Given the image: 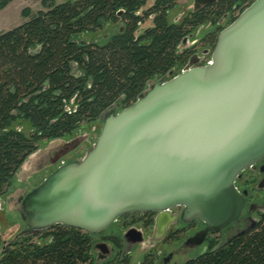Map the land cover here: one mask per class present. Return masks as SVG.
<instances>
[{"label":"water","instance_id":"water-1","mask_svg":"<svg viewBox=\"0 0 264 264\" xmlns=\"http://www.w3.org/2000/svg\"><path fill=\"white\" fill-rule=\"evenodd\" d=\"M213 1L194 0L193 11ZM116 109L101 115L100 134L82 159L64 161L85 137L49 149L48 166L61 165L21 199L26 229L15 239L56 226L101 236L123 216L153 212L162 233L166 214L183 207L184 220L208 226L201 245L238 221L248 191L237 181L264 160V0L220 32L208 64L191 60ZM129 238L143 242L135 230Z\"/></svg>","mask_w":264,"mask_h":264},{"label":"trees","instance_id":"trees-1","mask_svg":"<svg viewBox=\"0 0 264 264\" xmlns=\"http://www.w3.org/2000/svg\"><path fill=\"white\" fill-rule=\"evenodd\" d=\"M11 1L0 0V11ZM254 1L217 0L179 21L171 18L178 0H43L35 14L26 8L25 23L0 33V199L43 142L135 103L150 81L185 66L190 52L181 46L195 30ZM109 26L112 33L90 38ZM221 28L203 39L206 47L215 48ZM11 241L0 264H94V236L78 229L56 226ZM186 264H264V215Z\"/></svg>","mask_w":264,"mask_h":264},{"label":"flooded vegetation","instance_id":"flooded-vegetation-1","mask_svg":"<svg viewBox=\"0 0 264 264\" xmlns=\"http://www.w3.org/2000/svg\"><path fill=\"white\" fill-rule=\"evenodd\" d=\"M216 1L217 0L213 1L211 4L203 7L197 12H201L207 9ZM244 5L245 4L239 3L235 7H233L232 10L224 13L222 20L219 23L220 25H218V28L222 27L223 20H229L231 17L236 16L237 12L239 13ZM191 12L196 13L193 10ZM204 38L205 37H203L198 43H195L191 47L182 48L190 52V58L185 66L181 69V72L187 67L191 60L197 63V66H203L210 61L212 55L210 53L211 47H206L204 45ZM199 43L203 45L202 48H205V53H203L202 55L199 54ZM171 72H174V75L181 73L176 69L172 70ZM171 72H169L165 76L170 75ZM246 174H250V176L246 179L245 187L242 190V192L248 191L247 205L242 216L238 221L219 233L209 232L203 244L198 245L200 238L198 236L203 235L208 226L201 220L196 219L190 222L184 220L183 217L185 209L183 207L173 208L166 214L168 222L162 233L161 229L158 228V218L161 217L160 213L153 212L129 214L119 218V220L103 235L94 236L95 242L96 240L98 241L97 243H94V263L99 260L101 261V264H131L130 255L133 253V247L141 245L143 242L144 246L149 244V247H156L159 243L171 246L177 242H181L180 245L173 247L172 251H170V253H168L167 256L164 257L161 264L173 263V260L175 258L180 257L186 258L181 263L186 264L190 260H193L200 254L205 252L211 243H218V241H221L222 239L230 240L234 235H241L243 233L251 231L256 227L262 215H264V196L260 195L261 192L264 191V160L247 169L244 172L243 177L239 179L237 183L244 180ZM22 198L23 197L17 200V203L20 204V206ZM117 225H121L122 230H120L119 232L112 231L111 229H114ZM129 230H135L141 233L143 235V242L136 244L131 238L125 240L124 235ZM137 238H139L138 234L134 239ZM3 244L1 245L2 252L5 250H3ZM95 253L97 254V256H95ZM151 255L152 253L150 252L141 255L139 264H154V257L149 259V256Z\"/></svg>","mask_w":264,"mask_h":264},{"label":"rangeland","instance_id":"rangeland-1","mask_svg":"<svg viewBox=\"0 0 264 264\" xmlns=\"http://www.w3.org/2000/svg\"><path fill=\"white\" fill-rule=\"evenodd\" d=\"M42 1L43 0H12L5 9L0 11V33L11 30L25 23L27 19H25L22 16V12L26 8H28L32 11L33 14L37 13L38 11L43 9ZM55 1L62 3L67 0H55ZM178 4L179 7L172 12V16H171V18L176 21H179L181 18L184 17V15L186 16L188 13H190L193 10L194 0H178ZM247 7H244L239 13L237 12V15L242 13ZM230 20L231 19L223 20V24H222L223 29L229 26ZM218 25L220 24L208 23L201 26L200 28L194 31V33L187 39V42L183 44L181 47L188 48L194 45L195 43H198L203 37H206L208 34L212 32L218 31L219 30ZM113 27L114 26L112 27L109 26L103 31L93 34L92 36H90V38L91 39L103 38L104 36H107V34L113 32L115 28ZM198 45H199L198 46L199 54L202 55L203 53H205L204 50L205 48H202L203 45H201V43H199ZM210 51H211L210 53L212 54L213 51L212 47ZM178 72H181V70ZM114 107H117V112L123 110V106L119 104L114 105ZM102 124L103 123L101 119H99L97 122H94L92 124L83 125L71 137L57 141L54 140L49 142H43L40 148V150H42L41 154H39L37 158L31 159V161L25 166V168L21 169V171L18 173L15 179L14 186L11 188V190L8 192V194L5 197L0 199V259L2 254V248H1L2 242L4 243L14 240L21 232H23L26 229V224L22 221V218L20 216L21 206L20 204L17 203V200L21 197H24L35 187L40 185L44 179H46L58 166L61 165L58 164L55 165L54 167L48 166L50 160L49 149H51V147H55L59 145L60 143H62V141H71L76 138L85 137L86 141L76 151H74L69 156L64 158L65 163L72 162L74 160H80L85 156L86 152L96 142L100 134V131L102 129ZM39 161L41 164H39ZM38 165L40 166L38 167ZM249 176L250 174H246L245 179L237 183L240 191L244 189L246 184L245 183L246 179ZM260 195L264 196V191L261 192ZM111 230L115 232H119L120 230H122V226L117 225L115 226L114 229ZM97 242L98 241L96 240L95 243ZM180 243L181 242H177L171 246L159 243L156 247L154 246L149 247V244L144 246L143 245L144 242H143L141 245H137L133 247L132 249L133 253L130 255L131 257L130 263L139 264L141 255L150 252L152 253V255L149 256V259L154 257L155 259L154 264H161L164 257H166L167 254L170 253V251H172L173 247L180 245ZM95 256H97L96 253ZM185 259L186 258L184 257L175 258L173 260V263L170 264H174V263L181 264L182 261ZM94 264H101V261L97 260Z\"/></svg>","mask_w":264,"mask_h":264},{"label":"crops","instance_id":"crops-1","mask_svg":"<svg viewBox=\"0 0 264 264\" xmlns=\"http://www.w3.org/2000/svg\"><path fill=\"white\" fill-rule=\"evenodd\" d=\"M21 171V170H20Z\"/></svg>","mask_w":264,"mask_h":264}]
</instances>
